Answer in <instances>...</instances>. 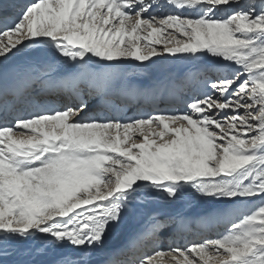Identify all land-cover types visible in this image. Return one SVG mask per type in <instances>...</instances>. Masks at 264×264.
Wrapping results in <instances>:
<instances>
[{"label":"snow or ice","instance_id":"snow-or-ice-1","mask_svg":"<svg viewBox=\"0 0 264 264\" xmlns=\"http://www.w3.org/2000/svg\"><path fill=\"white\" fill-rule=\"evenodd\" d=\"M0 25V264H121L137 206L189 196L223 231L163 248L188 217L153 214L131 264H264V0H0Z\"/></svg>","mask_w":264,"mask_h":264},{"label":"bare ground","instance_id":"bare-ground-1","mask_svg":"<svg viewBox=\"0 0 264 264\" xmlns=\"http://www.w3.org/2000/svg\"><path fill=\"white\" fill-rule=\"evenodd\" d=\"M0 27H1L0 30H2V26H0ZM34 63H35V61L29 57H17L14 61H12L10 63L9 67L17 69L19 71H25V70L29 69V67ZM173 66L174 65H171L170 67L175 68L177 75L182 77V78L184 77L185 72L187 71V68L189 67L188 65H184V64H178V65H175L174 67ZM127 75L129 77L130 71H128ZM189 75H191V74H189ZM129 78L131 80V83L137 85L138 87L145 88V89H151L153 87V85L148 86V87H142L141 85L143 84V82H141L139 80V78H133V76L132 77L130 76ZM8 79L12 80V77L9 76ZM163 79H164V77L162 79L160 78V80H163ZM200 86L201 85H200L199 79H197L195 77L183 80V83L181 85V87L183 89L188 88V91L197 89ZM181 94L182 93L179 89L173 90V89L169 88L165 93L166 99L168 102L159 104V107L161 109L176 108L179 111H183L184 106L177 102L178 97ZM148 98L151 101V96L145 97L144 100H148ZM144 100H142L141 102L143 103ZM125 110L128 111L129 115H132L136 109L133 107H128ZM139 207H140V205H139ZM187 207L188 206L185 205V203L180 204V205L178 204L177 206H175V205L170 204V203L168 204V202L167 203L163 202L162 204H160V202H157L155 204V206H151L150 209H147V211L141 212L140 215H136L137 214L136 210L140 209L137 206V208L135 209V212L133 214H130V216L128 217L126 224H125V227L122 230V233L118 236L113 237L110 240V248L112 250L122 249V251L117 252V256H116L117 261H119L118 255L120 253H125L123 261L128 260V262H129L128 264H131V261L136 260L144 251L147 250V248L149 246V241L145 238L144 239L139 238L137 236V234L140 233L146 227V225L150 222V217L153 214H160L161 218H164L166 216H177V215L188 214L189 212H194L196 210V208L194 210H188ZM221 210L216 209L211 213L210 212H204V211H203L204 213H200V212L199 213H190L191 215L196 214V215H193L196 218L198 216L201 217L200 219L193 222V223H197L198 228L194 227L193 228L194 230L191 229L190 233H194V235L193 236L187 235V236H185L184 240H180V242H178V243L181 246H183L187 242H191V241H197L198 242L200 239H202L204 237L214 238V236L217 232L223 231V226L222 225H221L222 227L219 226V224H218L219 222L211 219V216L215 215V212H218ZM193 225H195V224H193ZM213 225H214V229H211L210 227ZM18 258L35 259L37 264H52V262L56 259V256H55V254H50L48 256L37 255L35 257H28V256H25V257H11L10 256L9 257V259H18ZM121 264H125V263H121Z\"/></svg>","mask_w":264,"mask_h":264},{"label":"rangeland","instance_id":"rangeland-1","mask_svg":"<svg viewBox=\"0 0 264 264\" xmlns=\"http://www.w3.org/2000/svg\"><path fill=\"white\" fill-rule=\"evenodd\" d=\"M20 2L21 3H32V2H35V0H20ZM170 66L171 65H168V66L166 65V67H170ZM129 71H130L129 77L130 76L131 77L133 76V78H139V80L141 82H143V84L141 85L142 87L152 86L153 83H154V81H158V80H160V78L161 79L163 78V76H161L162 74L161 73H158V72L157 73H153L152 78L151 79H148V78H146L145 74H138V73L135 72V70H131V69ZM185 90H187V89H185ZM157 202H160V204H162L163 202H166L167 203L168 201H166V200H164L162 198H159V199L154 198L151 203L149 202L147 204H141L140 207L138 205V208H140V209L139 210H136V213H137L136 215H140L141 212L147 211V209H150L151 206H155V204ZM184 203H185V205L188 206L187 207L188 210H194L196 208L197 211L195 210L194 211L195 213H199V212L200 213L209 212L208 207L206 205H203L199 201V199H197L195 197H192V196L186 197V201ZM184 203H182V204H184ZM168 204H169V202H168ZM175 206H177V205H175ZM219 210H221V209H219ZM218 224H219V226H221L222 225V222H219Z\"/></svg>","mask_w":264,"mask_h":264}]
</instances>
